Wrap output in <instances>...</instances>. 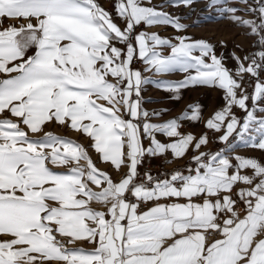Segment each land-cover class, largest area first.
<instances>
[{
  "label": "snow or ice",
  "instance_id": "1",
  "mask_svg": "<svg viewBox=\"0 0 264 264\" xmlns=\"http://www.w3.org/2000/svg\"><path fill=\"white\" fill-rule=\"evenodd\" d=\"M164 2L190 6L194 0ZM232 4L246 7L230 6L229 0H209L208 7L249 28L264 49V0ZM162 7L116 0V16L127 21L121 29L97 0H0V24L4 19L27 21L0 28V73L6 74L0 78V114L7 111L12 117L0 119V235L7 237L0 239V264H264V238H259L264 236V164L256 158L236 155L233 164L225 151L199 152L187 174L173 170L162 178L146 172L140 178L138 167L146 155L171 152L182 158L190 146L199 150L205 145L207 136L193 144V134L178 131L181 119H199L198 105L189 106L195 109L190 116L185 110L180 117L150 122L161 113L142 108V89L151 81L132 69L134 56L144 62L145 71L189 73L180 81H157L174 93L173 99L190 85L219 86L225 107L206 127L223 130L221 141L234 134L248 136L251 146L264 150V116L256 115L264 113L259 79L264 50L242 60L233 56L237 79L204 40L177 37L172 43L145 31L133 39L142 23L188 27ZM240 11L256 18L244 19L236 15ZM33 46L34 55L25 58ZM164 47L170 54H162ZM245 73L257 80L251 95L241 87ZM234 106L245 112L242 120L232 112ZM49 123L86 135L101 162L127 172L114 181L82 145L44 131ZM157 133L177 139L163 143ZM143 138L150 141L147 148ZM248 168L253 174H242ZM238 183L248 187L237 189L233 199ZM93 201L105 210L92 208ZM149 201L154 206L140 212V203ZM238 203L244 205L242 218ZM212 233L221 238L209 243ZM77 241L93 247H68Z\"/></svg>",
  "mask_w": 264,
  "mask_h": 264
},
{
  "label": "rangeland",
  "instance_id": "2",
  "mask_svg": "<svg viewBox=\"0 0 264 264\" xmlns=\"http://www.w3.org/2000/svg\"><path fill=\"white\" fill-rule=\"evenodd\" d=\"M97 2L110 13H112L114 22L119 27H121V29L126 27L127 21L116 16L114 10V3L116 0H97ZM208 2L209 0H194L190 6H173L171 4H165L164 0H151V3H149L148 0H142L144 6L163 5L162 8H159V10L170 13L173 16L180 17V22L182 24L188 25V27L182 30H177L173 26H147L142 23L135 28L133 39L135 34L145 31L147 33H159L162 38H168L172 43L178 42L176 39L177 37H186L188 40H204L214 46L215 54L218 58L222 57V63L226 68L232 70V75L234 78L240 79L235 72L238 61L234 59L233 56L239 57L241 60L245 56H250L251 46L255 41L258 40V36L250 34L249 28L241 26L239 23L232 21L230 18L222 17L217 9L208 7ZM252 3L253 0H249V4ZM229 4L230 6H238L240 8L246 7V5L243 4L233 5L232 0H229ZM236 15L241 16L244 19L256 18L255 14L251 12L240 11L237 12ZM20 23H27V21L4 19L3 23L0 24V28H6L10 24H16L19 26ZM33 23H35V21H33ZM117 46L122 49L126 47V45L123 43H117ZM35 50L36 49L34 46L29 48L26 52L25 58L27 56L34 55ZM159 50L163 55L170 54V49L167 47ZM260 50L264 49H262L259 45L258 51ZM194 55H199V53L196 52ZM247 63L248 62L245 61V66H247ZM131 67L134 70H140L142 75L151 81L150 83H147L143 86L141 98L143 109L147 110L149 113L154 111L161 113L160 115L151 116L150 122L152 123H162L168 121L171 118L180 117L184 114L185 110H188V114L190 116L195 111V109L190 108L189 106L198 105L200 108L198 120L181 119L182 121L186 120L187 122L196 123L221 105L225 104V91L219 86L190 85L180 90L178 93L180 98L177 100L173 99L174 93L163 90L157 84V81L163 83L183 80L189 73H185L180 70H174L170 73H155L154 70L145 71L144 69L146 66L144 62L138 58V56H134ZM189 71L191 74H195L194 69ZM0 78H6V74L0 73ZM259 79L260 81L264 82V71L259 73ZM109 80L115 82L112 77H109ZM256 82V77H252L250 74L245 73L243 74L241 87L249 95H251L254 91V85ZM237 94H240V90H237ZM173 103H176L177 106L173 105ZM251 103V100H249V107H251ZM260 106H264V103H262ZM165 109H167V111H164ZM121 111L123 112V109ZM240 114L242 120V118L245 116V112L241 110ZM256 115L258 117L264 116V113L257 111ZM3 118L12 117L10 113L5 111L3 114H0V119ZM123 118L131 119L127 113H123ZM44 131L66 136L82 145L88 151L96 167L107 172L116 182H118L119 179H121L122 176L127 172L126 167L116 170L110 163L101 162L99 154L96 153L91 147V139L80 132L73 131L65 126L55 123L47 124L44 128ZM253 135L258 136L256 133H253ZM232 138V140L227 142L226 149H228L227 156H232L230 159L233 164L236 163V155L256 158L260 163L264 164V150H260L257 147L251 146L253 141L249 139L248 136L239 138L234 134ZM54 170L58 172L66 171L65 168L56 167H54ZM242 174L252 175L253 170L251 168L245 169L242 171ZM255 182H258V180ZM91 187L96 190L94 185H91ZM90 206L97 210H105L104 205L96 201H93ZM5 238L7 237L0 235V239ZM73 246L83 247L85 249H91L93 247V245L89 244L87 241H77L75 245H68V247ZM51 264H58V262L53 261Z\"/></svg>",
  "mask_w": 264,
  "mask_h": 264
},
{
  "label": "crops",
  "instance_id": "3",
  "mask_svg": "<svg viewBox=\"0 0 264 264\" xmlns=\"http://www.w3.org/2000/svg\"><path fill=\"white\" fill-rule=\"evenodd\" d=\"M173 105L177 106L176 103H173ZM224 107H225V104L221 105L220 107H218L217 109H215L210 114H208L206 117H204L203 119H201L199 122H196V123L187 122L186 120L179 121L180 127H179L178 131L180 133H182V134H188V133L193 134L194 137H195V140H194L193 144L202 135L206 134V136H207V143L205 145L201 146V148L199 150H196L193 146H190L189 149L187 150L186 154H188L189 152H193V151L197 152L198 154H199V152H205L207 147L210 145V143H213V142L216 143V144H220V145L224 143V141H221L219 139L224 134L223 130L215 131V130H212V129H208L206 127V121L211 119L216 111H218V110H220V109H222ZM240 111H241V109L239 107H237V106H234L232 108V112L236 115V117L238 119H241ZM156 137H157V139L159 141H161L163 143H169V142H172L175 139H177V138H169V137H167V136H165L163 134H159V133L156 134ZM149 143H150V141L147 138L143 139V145H144L145 148H147L149 146ZM226 144H227V142H226ZM209 153H216V152H209ZM168 157L169 158H174L171 152H168L166 155H157V156H154V157L146 155L144 158H145L146 161H148L150 163H155V162H158V161H162V160H164V159H166ZM241 187H248V186L244 185L243 183H238L234 187V190H233V193H232L233 199L237 198L236 195H235V192H236L237 189H239ZM173 199H175V198H173ZM212 199H215V197H213ZM149 202H151V201H149ZM159 202L160 203H171L172 200L162 199ZM178 202L184 203L185 200L184 199H180ZM198 202H202V199L200 201H198ZM151 203L152 204L149 207H147L145 210H143V211H146L149 208L153 207L154 203L153 202H151ZM235 207L238 210L239 216L242 218L245 215L244 205L242 203H238ZM223 218H227V216H223L222 215V219ZM220 238H221V236L219 234L212 233V234L208 235V242L211 243L213 240L220 239ZM259 238H264V236H261ZM168 243H171V241H168Z\"/></svg>",
  "mask_w": 264,
  "mask_h": 264
},
{
  "label": "built area",
  "instance_id": "4",
  "mask_svg": "<svg viewBox=\"0 0 264 264\" xmlns=\"http://www.w3.org/2000/svg\"><path fill=\"white\" fill-rule=\"evenodd\" d=\"M233 138L230 137L229 141ZM225 151L228 155V149H226V142L224 144H216L211 143L208 148L206 149V153L209 152H221ZM194 155H198L197 152H189L188 154H185L182 158H166L162 161H158L155 163H150L143 158L142 163L138 167V171L141 174V179L143 178L144 173H150L154 177L160 176L163 178L165 174H171L173 170H180L182 172H185L187 174V168L195 167V162L191 159ZM230 158H232L231 155H229ZM168 161V162H166ZM152 203L151 202H142L139 206V211L142 212L147 207H149Z\"/></svg>",
  "mask_w": 264,
  "mask_h": 264
},
{
  "label": "trees",
  "instance_id": "5",
  "mask_svg": "<svg viewBox=\"0 0 264 264\" xmlns=\"http://www.w3.org/2000/svg\"><path fill=\"white\" fill-rule=\"evenodd\" d=\"M256 42L252 44L250 54L256 53L259 50V45Z\"/></svg>",
  "mask_w": 264,
  "mask_h": 264
}]
</instances>
